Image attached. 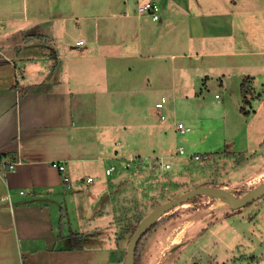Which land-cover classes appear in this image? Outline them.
<instances>
[{
  "label": "crops",
  "instance_id": "obj_1",
  "mask_svg": "<svg viewBox=\"0 0 264 264\" xmlns=\"http://www.w3.org/2000/svg\"><path fill=\"white\" fill-rule=\"evenodd\" d=\"M94 1L96 0H86V3H82V8L79 5H72L69 14L60 15H56V8H48V11H45L36 7L37 1L34 0L31 9L29 1L25 0L27 7L22 15L20 13L13 15L14 12H11L10 8L0 9V159L3 162L19 161L11 170L0 165V264H119L112 258L115 244L108 243L106 239L109 238L107 227L110 228L115 219V209L120 201L118 197L122 195L116 192L122 174L125 169L130 170L128 166L130 159L140 157L142 160H147L149 156L151 160L155 157L168 158L173 155L163 153L162 149H159V152L134 150L133 153L124 149V153H120L114 143L115 138L97 129L107 123V120L103 122L96 120L99 115L97 113L99 105H102L97 90L92 88L89 92L77 93L68 87H57L61 83L70 81L69 76L66 77L62 72L65 71L63 61L56 59L55 65L52 66L53 63H45L46 58H44L39 63L43 69L34 67L33 70L38 72V75L34 74L36 72L32 73L30 69L32 61L38 55L46 57V53L36 52V49L32 50L28 47L40 45L39 40L45 37L55 42L58 39L55 28L47 29L48 32H39L40 34L30 33V40L23 45L26 47L23 51L26 54L22 56L20 54L17 56L13 48H9L5 38L24 31L25 27L30 25L62 20V27L58 25L59 39H63L62 48H67L64 56L66 59L73 55L76 60L84 62L85 68L92 65L91 59H98L106 65L104 74L108 76L123 70L124 73H128L122 80L123 86L118 90L122 91V94L115 101L116 107L126 101V94L130 92L136 93L137 90H142L144 93L158 85L162 87L166 84L167 75L176 74L180 68L190 67L189 59L194 58L195 55L208 57L230 55L238 59L243 56L241 51L237 54L212 52L214 50L212 42L207 43L204 40L206 35L212 39V34L218 33L217 26L212 25L211 14L197 21L201 23L200 32L198 36L195 35L194 41L198 44L199 51L187 52L183 36L177 39L171 38L172 47L169 46L168 41L163 44L161 32L165 9L171 10L173 5L177 4L175 11H186L189 20L195 22L194 10L189 6L191 0H154L160 4L162 11L158 21L153 20L148 14H139L134 7V3L147 0H132L131 3L125 0L127 3L125 8L111 5L110 1H108L110 6L106 8L105 0H101L102 6H97ZM71 2L76 4L75 0ZM88 3L90 4L87 5ZM177 6H181L182 9ZM71 20H74L75 26L66 22ZM26 22L28 24H25ZM192 25L191 22L189 29H192ZM64 30L70 32L64 33ZM219 30L221 32L223 29ZM80 40H83V43H79ZM205 45L209 49L203 52ZM97 47H103L110 53L104 50L98 51ZM246 53L247 50L244 55ZM249 55L255 57L256 54ZM87 59L90 61L85 62ZM248 61L246 60L245 63L248 64ZM260 61L264 65V57ZM113 63L117 66L114 69H112ZM51 67L53 70L48 74ZM92 67L99 73L102 70V66L92 65ZM236 70L237 74L236 67L229 72L234 74ZM244 75L242 74L240 78L243 79ZM205 76L211 77L206 74ZM207 78H202L198 87L200 90L196 93L203 92L202 88L210 89L212 84L207 82L209 79L206 81ZM254 78L255 75L248 73L247 80L254 81ZM217 79L223 87L224 80ZM244 83L247 84L246 81L241 82V91ZM42 84L48 86L43 87ZM27 85H36L38 88L24 91L22 87ZM105 89L103 90L107 92L112 88ZM164 97L162 95L161 98H157L153 108H157L156 102ZM145 98L146 96H142L135 101V106L137 105L140 110H143L141 104L145 103ZM112 99L106 98L104 104L110 106ZM238 108L242 117H250L251 113L242 114V103H238ZM258 111L262 112L261 106L255 111L254 118L257 116L259 119ZM157 112L160 113L161 118L163 111ZM127 117L128 115L121 119L122 123ZM260 119L261 125L264 126V116H260ZM132 120L137 123L135 114ZM140 120L148 122V118ZM169 123L175 130L176 119L171 118ZM144 124L141 123V126ZM153 127L151 126L152 133L155 130L161 133L160 144L166 137L165 129L164 127L153 129ZM175 132L177 133L176 130ZM167 158L166 160L169 161ZM105 160L108 161L105 170H99L98 162ZM54 161L63 162L67 170L64 172L58 170L53 166ZM111 166L114 167L113 171L107 174L106 169ZM115 171L118 174L112 177ZM263 172L264 166L242 183L246 185L256 177L263 178ZM89 176L93 177V181L83 183V179ZM66 177L69 178L71 187L66 185ZM221 185L226 188L237 186L225 183ZM67 202L73 205L74 209L71 210L72 214L68 213L66 220L63 217V209L67 207ZM69 215L72 216V220L69 219ZM71 229L85 234L81 249L72 246ZM88 230H92L93 233L89 232L87 235ZM93 237L96 238V242L90 243L89 238ZM145 243L143 249L145 247L149 251L150 242ZM159 248V244L153 248L156 256L155 264H158L163 256L156 251ZM143 249L140 264H144Z\"/></svg>",
  "mask_w": 264,
  "mask_h": 264
},
{
  "label": "rangeland",
  "instance_id": "obj_2",
  "mask_svg": "<svg viewBox=\"0 0 264 264\" xmlns=\"http://www.w3.org/2000/svg\"><path fill=\"white\" fill-rule=\"evenodd\" d=\"M28 1L31 9L33 0ZM34 1H37L36 7L43 8L45 11H48V8H56V15L69 14L72 5L81 7L83 2L86 3V0H75L76 4L71 0ZM108 1L112 2L111 5L123 8L127 4L125 0H105L106 8L110 6ZM128 1L131 3L132 0ZM94 2L97 6L103 4L101 0ZM191 2L189 6L194 10L195 22L189 20L186 11H175L177 4L173 5L171 10L165 9L161 32L163 44L169 42V46L172 47L171 38L177 39L183 36L187 52L199 51V46L194 41L195 35L198 36L200 32L201 23L197 21L211 14L212 25L217 26L218 33L212 34V39L206 35L204 40L207 43L212 42V49H214L212 52L237 54L241 51L243 56L240 59L230 55L213 57L195 55L194 58H186L190 60L188 62L190 67L180 68L176 74L167 75L166 84L162 87L158 85L144 93L142 90H137L136 93L126 94V101L119 107L115 106V101L122 94V91L118 90L123 86L122 80L128 73H124L123 70L108 76L104 74L106 65L98 59H91V64L102 66L100 73L92 65L85 68L84 62L76 60L73 55L66 59L64 56L67 48H62L63 39H59L58 25L62 27V20L30 25L25 27L24 31L5 38L9 48H13L17 56L19 54L22 56L26 54L23 52L26 48L23 45L30 40V33L40 34L39 32H48L47 29L55 28V32H58V39L55 42L45 37L39 40L40 45L28 47L32 50L36 49V52L46 53V57L38 55L32 61L30 66L32 73L36 72L33 70L34 67L43 69L39 63L44 58H46L45 63L52 62V66L55 65L56 59L63 61L65 71L62 70V72L66 77L69 76L70 81L61 83L57 87H68L77 93L78 91L89 92L92 88L97 90L102 105H99L100 108L97 110L99 115L96 120L98 122L107 120V123L97 129L115 138L114 143L120 153H124V149L131 153L134 150L159 152V149H162L163 153L173 154L168 158L164 156L172 164L168 170L162 169L159 164L154 163V160H150L153 164L146 168L137 169L131 163L130 170L125 169L122 174L120 183L117 184L118 187L116 186L118 189L116 192L122 195L118 197L120 201L115 209V219L110 228L106 226L109 239L114 243L118 239L121 250L127 248L130 234L126 227L136 223L137 213H143L144 217L157 205L207 182H212L213 185L235 184L237 186L233 189L236 190V194L241 192L242 195L243 190L245 193L264 181V177H256L250 180V184L242 183L264 166V126L261 125L260 119V116H264V65L260 61L264 57V0H191ZM25 7H27L25 0H0V9L9 10L10 8L11 12H14L13 15H19V13L22 15ZM134 7L137 8L136 3ZM177 7L182 9L181 6ZM73 21L66 22L76 24ZM191 22L193 30L189 29ZM219 29L223 30L219 32ZM69 32L64 30V33ZM204 47L203 52L209 49L206 45ZM97 50L108 52L103 47H97ZM246 50L247 53L244 55ZM253 53L256 54L255 57L249 55ZM246 60H249L248 64L245 63ZM89 61L90 59H87L85 62ZM115 67L117 66L113 63L112 69ZM233 67L238 69L237 74V70L234 74L229 72ZM120 68L123 69V67ZM52 70L51 67L48 74H51ZM248 73L255 75L254 81L247 80ZM34 74L38 75V72ZM205 74L211 77L207 78ZM242 74H245L243 79L240 78ZM117 76H119L118 79ZM201 76L207 78L206 81L209 79L207 82L212 85L210 89L202 88L203 92L196 93L200 90L198 87L202 82ZM217 78L224 80L223 87ZM118 81L120 82L117 84ZM243 81L247 82L245 85L249 89L247 93L249 102L245 100L240 88ZM42 86L45 87L48 84H42ZM109 87L112 89L107 91L108 93L104 91ZM162 95L165 96V106L161 109L153 108L155 100ZM259 95L260 98H258ZM142 96L146 98L145 103L141 104L143 110H140L137 105L135 106V101ZM109 97L113 99L111 105L106 106L104 103ZM238 103H242V114L251 113L249 118L241 116ZM260 106L262 112L258 111L259 119L257 116L254 118L255 111ZM157 111H163L167 119L161 120L160 113L158 114ZM134 114L137 123L132 120ZM127 115L128 117L122 123L121 119ZM144 118H148V122L140 120ZM171 118L190 124L193 130L187 134H177L169 123ZM141 123L145 124L141 126ZM151 126H154L153 129L164 127L166 137L160 144L161 133L158 130L152 133ZM180 144L186 148L188 154L177 153ZM195 151L201 155L200 159L190 156ZM206 154L208 157L204 158ZM107 164V160L99 161V170H105ZM117 174L118 172L114 173L112 177ZM66 205L67 207L63 209V217L67 220L68 213L72 214L71 210L74 207L69 202ZM194 213H197V216L190 220L188 217ZM166 214L169 220L156 227L146 240L150 242V250L148 251L145 247L143 249L144 264H155L156 256L153 248L157 244L160 248L156 251L163 255L158 264H264V196L245 206L233 208L226 197L204 194L164 215ZM69 219L72 220V216L69 215ZM212 220L215 222L211 224ZM89 232L93 233L92 230H88L87 235ZM89 242H96V238H89ZM168 249L172 250L168 251Z\"/></svg>",
  "mask_w": 264,
  "mask_h": 264
},
{
  "label": "water",
  "instance_id": "obj_3",
  "mask_svg": "<svg viewBox=\"0 0 264 264\" xmlns=\"http://www.w3.org/2000/svg\"><path fill=\"white\" fill-rule=\"evenodd\" d=\"M204 194L226 197L229 200L231 207L239 208L264 196V181L252 187L242 195L236 194V190L233 188L229 189L221 185L202 184L192 187L177 195L176 197L157 205L138 223L127 245L124 264H135V255L138 242L140 241L141 237L153 226V224L157 222L165 213L185 204L194 197Z\"/></svg>",
  "mask_w": 264,
  "mask_h": 264
},
{
  "label": "built area",
  "instance_id": "obj_4",
  "mask_svg": "<svg viewBox=\"0 0 264 264\" xmlns=\"http://www.w3.org/2000/svg\"><path fill=\"white\" fill-rule=\"evenodd\" d=\"M137 12L139 14H148L155 21H158L161 17V14H162L160 4L154 0H147L144 2H139L137 4ZM79 43H83V40H80ZM156 107L159 109L163 108L164 107V99L156 102ZM161 119L166 120L167 119L166 115L162 113ZM175 130L177 131L178 134H187V133L191 132L193 130V128L190 124H187L183 121H176ZM177 153L188 154V152L186 151V148L183 145L178 146ZM190 156H192L195 159L201 158V155L199 153H196V152L194 154H190ZM207 157H208L207 154L204 155V158H207ZM137 160H138L137 158L130 159V161L128 162V166H131V163H133L132 165H134L135 168H138L140 165H141V167H146V166H150L151 164H153L152 161H150L149 159L143 160L140 163H138ZM151 160H154V163L159 164L162 167V169H164V170H168L172 167L171 162L167 161L164 156H160V157H157V158L151 159ZM18 162H19L18 160L3 162L0 159V165L2 164L5 168L10 169V170L15 168V166ZM53 166L56 167L58 170L63 171V172L67 170L66 165L63 162L54 161ZM113 168L114 167H112V166L108 167L106 169V173L111 174L113 171ZM65 179H66V185L68 187H71L69 178L66 177ZM92 181H93L92 176H89V177H86L83 179V183H90Z\"/></svg>",
  "mask_w": 264,
  "mask_h": 264
},
{
  "label": "trees",
  "instance_id": "obj_5",
  "mask_svg": "<svg viewBox=\"0 0 264 264\" xmlns=\"http://www.w3.org/2000/svg\"><path fill=\"white\" fill-rule=\"evenodd\" d=\"M246 83L243 84L242 87V93L245 97L246 101H250V99H248L247 97V93L249 92L248 86L245 85ZM38 86L36 85H27L25 87H22V89L24 91H33V90H37ZM138 160V163H140L141 161H143L140 157H136ZM130 167V166H129ZM141 168V165L138 167ZM137 168V169H138ZM207 184H213L212 182H207ZM245 190H243L242 192H244ZM196 199V197L192 198L190 201H194ZM143 218V213H137L135 215V219H136V223H134L133 225L127 226L126 230L129 231V239L131 238L132 234L134 233L136 227H137V223L140 222V220ZM168 216L167 214L162 216L157 222H155L153 224V226L141 237L140 241L138 242L137 248H136V255H135V264H140V259H141V253H142V249L143 246L147 240V238L150 236V234L156 229V227H158L161 223L167 221ZM216 219H218V217H216ZM169 220V219H168ZM215 220H212V222H210L211 224L214 223ZM210 224V225H211ZM70 237H71V242H72V246L74 248L77 249H81L83 247V241L85 239V234L80 233V232H76L73 231L72 229L70 230ZM122 239V237H121ZM109 242H111V240L108 238L106 239ZM119 241L117 239V242L115 240V243L113 242V244H115V248L114 250H112V258L113 261L115 262H119V264H124V260H125V256H126V250H121V248L119 249V245H118ZM214 264V263H212ZM219 264V263H217Z\"/></svg>",
  "mask_w": 264,
  "mask_h": 264
},
{
  "label": "bare ground",
  "instance_id": "obj_6",
  "mask_svg": "<svg viewBox=\"0 0 264 264\" xmlns=\"http://www.w3.org/2000/svg\"><path fill=\"white\" fill-rule=\"evenodd\" d=\"M264 173V172H263ZM264 174H262V176H263ZM199 215V214H198ZM197 216V213H194V214H192L190 217H188L189 219L190 218H194V217H196ZM188 220V219H187ZM191 220V219H190ZM194 222V221H193ZM187 223V222H186ZM181 224V223H180ZM179 225V224H178ZM173 244V243H172Z\"/></svg>",
  "mask_w": 264,
  "mask_h": 264
},
{
  "label": "flooded vegetation",
  "instance_id": "obj_7",
  "mask_svg": "<svg viewBox=\"0 0 264 264\" xmlns=\"http://www.w3.org/2000/svg\"><path fill=\"white\" fill-rule=\"evenodd\" d=\"M242 193H244V192H242ZM238 195H241V192H240V194H238Z\"/></svg>",
  "mask_w": 264,
  "mask_h": 264
}]
</instances>
